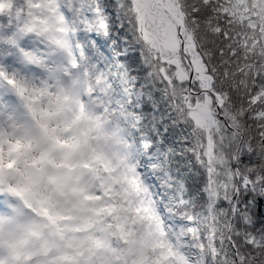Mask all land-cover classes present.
Returning <instances> with one entry per match:
<instances>
[{
    "label": "snow or ice",
    "instance_id": "6c2138e0",
    "mask_svg": "<svg viewBox=\"0 0 264 264\" xmlns=\"http://www.w3.org/2000/svg\"><path fill=\"white\" fill-rule=\"evenodd\" d=\"M82 107L126 143L92 185ZM59 196L85 243L0 264H264V0H0V233Z\"/></svg>",
    "mask_w": 264,
    "mask_h": 264
},
{
    "label": "rangeland",
    "instance_id": "374dc122",
    "mask_svg": "<svg viewBox=\"0 0 264 264\" xmlns=\"http://www.w3.org/2000/svg\"><path fill=\"white\" fill-rule=\"evenodd\" d=\"M74 102L79 104L77 97ZM69 100L66 102L68 104ZM70 106V105H69ZM69 107L64 105L61 115L65 119L69 117ZM88 115L79 126L77 123L74 128V134L81 137L80 147L73 153L72 159L75 162H82L84 159H92L96 162L95 169H79L80 177L84 178L89 185H92L99 177L108 173L120 163L123 159L126 143L121 137L119 131L102 120L99 115L93 113L91 109L85 108ZM92 112V113H91ZM96 119L95 126L90 124V120ZM62 131L67 129L62 128ZM62 155L58 154L57 159ZM14 181L21 183L26 179L23 174H15ZM70 181V176H65L63 182L66 184ZM57 205L60 208L71 209V216L65 223L63 229H52L47 224L38 219L22 217L14 221L12 225L0 233V252L7 253L10 248L23 250L27 255L36 256V254L47 255L55 250L63 249L72 245H83L85 243L82 230L89 225L81 221V217L87 216L85 210H80L78 216L75 215V204L66 196L57 198ZM55 222V218H53ZM15 238L17 243L11 245L9 240ZM55 246V247H53ZM40 264H44L43 261Z\"/></svg>",
    "mask_w": 264,
    "mask_h": 264
},
{
    "label": "trees",
    "instance_id": "16d2710c",
    "mask_svg": "<svg viewBox=\"0 0 264 264\" xmlns=\"http://www.w3.org/2000/svg\"><path fill=\"white\" fill-rule=\"evenodd\" d=\"M69 103H71V112H72V106H73L74 104H76V103L74 102L73 97L69 100ZM91 113H92V112H91ZM93 113H94V112H93ZM86 115H88V114H87V112L85 111V108L82 107V108L80 109L79 113L75 114V119L72 120V124H73V126H75L76 123H77L79 126H83L84 124L81 125L80 122H81V123L86 122V121H84V120H85L84 117H85ZM82 121H83V122H82ZM96 122H97L96 119L90 120V124H93L94 126H95ZM69 198H70V197H69ZM70 199H71V198H70ZM71 202H73V201L71 200ZM73 204H74V203H73ZM79 209L82 210V208H79V207L75 204V215H77V216H78L77 213H79Z\"/></svg>",
    "mask_w": 264,
    "mask_h": 264
},
{
    "label": "bare ground",
    "instance_id": "6f19581e",
    "mask_svg": "<svg viewBox=\"0 0 264 264\" xmlns=\"http://www.w3.org/2000/svg\"><path fill=\"white\" fill-rule=\"evenodd\" d=\"M9 243H11V245H15L17 243V239L12 238L9 240ZM0 244H1V242H0Z\"/></svg>",
    "mask_w": 264,
    "mask_h": 264
},
{
    "label": "water",
    "instance_id": "95a60500",
    "mask_svg": "<svg viewBox=\"0 0 264 264\" xmlns=\"http://www.w3.org/2000/svg\"><path fill=\"white\" fill-rule=\"evenodd\" d=\"M15 178V173L12 175V179H14Z\"/></svg>",
    "mask_w": 264,
    "mask_h": 264
}]
</instances>
